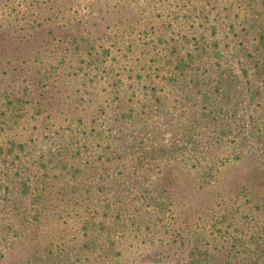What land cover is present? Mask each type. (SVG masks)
<instances>
[{"label": "rangeland", "instance_id": "rangeland-1", "mask_svg": "<svg viewBox=\"0 0 264 264\" xmlns=\"http://www.w3.org/2000/svg\"><path fill=\"white\" fill-rule=\"evenodd\" d=\"M263 68L264 0H0V264L208 247L223 193L258 186Z\"/></svg>", "mask_w": 264, "mask_h": 264}, {"label": "trees", "instance_id": "trees-1", "mask_svg": "<svg viewBox=\"0 0 264 264\" xmlns=\"http://www.w3.org/2000/svg\"><path fill=\"white\" fill-rule=\"evenodd\" d=\"M5 36L9 37V33ZM259 69L258 63L255 70ZM221 85L224 86L222 79L218 83V86ZM227 85L231 86L230 83ZM216 91L223 96L229 94L228 90ZM245 154L238 162L253 163L252 167L259 172L256 173L259 175L258 186L255 187L244 175L234 188L223 193L222 201L217 204L219 216L214 224L217 228L215 237L207 240L208 247L187 250L185 264H264V157L252 151H246ZM211 181L208 177L198 180L201 194L203 191L208 195L213 192L208 185ZM203 184L206 185L203 187Z\"/></svg>", "mask_w": 264, "mask_h": 264}]
</instances>
